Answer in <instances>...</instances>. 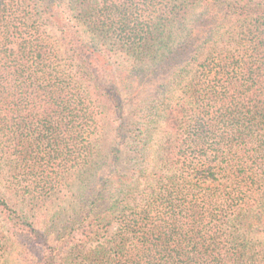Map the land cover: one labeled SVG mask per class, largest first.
Segmentation results:
<instances>
[{
	"label": "trees",
	"instance_id": "obj_1",
	"mask_svg": "<svg viewBox=\"0 0 264 264\" xmlns=\"http://www.w3.org/2000/svg\"><path fill=\"white\" fill-rule=\"evenodd\" d=\"M0 264H264V0H0Z\"/></svg>",
	"mask_w": 264,
	"mask_h": 264
},
{
	"label": "rangeland",
	"instance_id": "obj_2",
	"mask_svg": "<svg viewBox=\"0 0 264 264\" xmlns=\"http://www.w3.org/2000/svg\"><path fill=\"white\" fill-rule=\"evenodd\" d=\"M52 36H53V39L56 43V46L58 47V49L60 50V54H61V57L62 58H68L69 56V53L68 52H65L66 51V48L62 45V43L60 42V36H59V33L53 29L52 30Z\"/></svg>",
	"mask_w": 264,
	"mask_h": 264
}]
</instances>
